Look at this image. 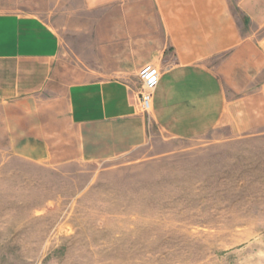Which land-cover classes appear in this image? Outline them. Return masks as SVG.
<instances>
[{
    "label": "crops",
    "instance_id": "obj_1",
    "mask_svg": "<svg viewBox=\"0 0 264 264\" xmlns=\"http://www.w3.org/2000/svg\"><path fill=\"white\" fill-rule=\"evenodd\" d=\"M162 68L150 118L138 72ZM257 115V117H256ZM264 120V0H0V151L42 166Z\"/></svg>",
    "mask_w": 264,
    "mask_h": 264
},
{
    "label": "rangeland",
    "instance_id": "obj_2",
    "mask_svg": "<svg viewBox=\"0 0 264 264\" xmlns=\"http://www.w3.org/2000/svg\"><path fill=\"white\" fill-rule=\"evenodd\" d=\"M257 117V115H256ZM52 168L0 151V264H264V120Z\"/></svg>",
    "mask_w": 264,
    "mask_h": 264
},
{
    "label": "built area",
    "instance_id": "obj_3",
    "mask_svg": "<svg viewBox=\"0 0 264 264\" xmlns=\"http://www.w3.org/2000/svg\"><path fill=\"white\" fill-rule=\"evenodd\" d=\"M162 68L154 63L142 66L138 72V104L140 111L150 118L155 91L159 85Z\"/></svg>",
    "mask_w": 264,
    "mask_h": 264
}]
</instances>
